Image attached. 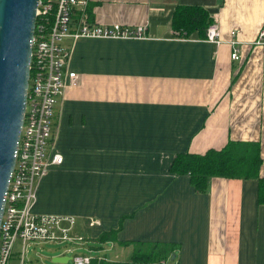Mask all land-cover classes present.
Returning a JSON list of instances; mask_svg holds the SVG:
<instances>
[{
	"label": "crops",
	"instance_id": "0c3cea01",
	"mask_svg": "<svg viewBox=\"0 0 264 264\" xmlns=\"http://www.w3.org/2000/svg\"><path fill=\"white\" fill-rule=\"evenodd\" d=\"M187 6L218 25L219 44L173 32ZM87 14L145 26V38L74 42L77 84L56 99L45 149L61 163L37 182L32 211L72 218L92 260L130 263L134 244H159L171 246L161 264H264L258 180L210 178L198 192L169 171L176 155L235 141L259 146L264 179V0H87Z\"/></svg>",
	"mask_w": 264,
	"mask_h": 264
},
{
	"label": "built area",
	"instance_id": "2783aa9c",
	"mask_svg": "<svg viewBox=\"0 0 264 264\" xmlns=\"http://www.w3.org/2000/svg\"><path fill=\"white\" fill-rule=\"evenodd\" d=\"M35 13L22 126L14 153V166L3 196L0 264H10L14 259L17 264H24L25 247L31 242H83L81 236H68L73 228L72 218L39 215L32 211L37 182L50 168L61 163V156L57 154L46 157L45 149L51 137L56 99L66 87L77 84L76 75L66 72L67 62L78 39L145 38V26L131 28L89 22L87 0H36ZM204 40L213 44L221 42L216 23L206 27ZM231 45L230 58L239 61L236 43L232 41ZM254 45L263 47L264 57V32L258 35ZM17 241L19 250L16 253ZM69 258L70 264H89L92 260L86 255Z\"/></svg>",
	"mask_w": 264,
	"mask_h": 264
},
{
	"label": "water",
	"instance_id": "95a60500",
	"mask_svg": "<svg viewBox=\"0 0 264 264\" xmlns=\"http://www.w3.org/2000/svg\"><path fill=\"white\" fill-rule=\"evenodd\" d=\"M35 10L36 0H0V220L22 126Z\"/></svg>",
	"mask_w": 264,
	"mask_h": 264
},
{
	"label": "trees",
	"instance_id": "16d2710c",
	"mask_svg": "<svg viewBox=\"0 0 264 264\" xmlns=\"http://www.w3.org/2000/svg\"><path fill=\"white\" fill-rule=\"evenodd\" d=\"M209 24L207 12L198 6L176 7L172 12L171 29L178 34L199 32L204 36ZM259 152L255 143L229 141L221 150H208L202 155H176L169 171L173 175L186 176L191 187L198 192L204 191L210 178L256 179L258 201L264 204V179L258 178ZM102 239L111 242L113 237L105 234ZM141 248L146 250L141 251ZM170 248L168 245L134 244L130 263L91 260L89 264H161L170 255Z\"/></svg>",
	"mask_w": 264,
	"mask_h": 264
},
{
	"label": "rangeland",
	"instance_id": "374dc122",
	"mask_svg": "<svg viewBox=\"0 0 264 264\" xmlns=\"http://www.w3.org/2000/svg\"><path fill=\"white\" fill-rule=\"evenodd\" d=\"M72 230L69 232L68 236H73ZM78 236V235H77ZM81 236V235H80ZM83 238V237H82ZM83 243V242H82ZM81 243V244H82ZM80 243L69 242V241H55V242H31L25 247L26 253L24 254V264H59L51 262V259L59 255L65 254L67 257L73 255H84L85 247L81 246ZM145 247V246H141ZM19 250V242L17 241L14 247V251L17 253ZM141 251L146 250V248H141ZM126 252L124 255H120L117 259L118 261H124L126 258ZM16 255V254H15ZM107 258H112V254L107 253ZM90 257V256H88ZM10 264H17V260L14 259ZM66 264H70V261Z\"/></svg>",
	"mask_w": 264,
	"mask_h": 264
}]
</instances>
